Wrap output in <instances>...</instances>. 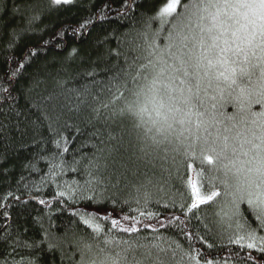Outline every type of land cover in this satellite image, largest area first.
<instances>
[{"label":"trees","instance_id":"16d2710c","mask_svg":"<svg viewBox=\"0 0 264 264\" xmlns=\"http://www.w3.org/2000/svg\"><path fill=\"white\" fill-rule=\"evenodd\" d=\"M164 2L0 0V264H264L259 209L204 160L264 128V19L238 7L259 0H179L161 20ZM153 79L188 101L171 128L128 107ZM189 180L219 195L193 209Z\"/></svg>","mask_w":264,"mask_h":264},{"label":"clouds","instance_id":"9594fccd","mask_svg":"<svg viewBox=\"0 0 264 264\" xmlns=\"http://www.w3.org/2000/svg\"><path fill=\"white\" fill-rule=\"evenodd\" d=\"M155 79L147 82L136 93V99L128 104L138 115L146 117L160 128H171L188 106V101L173 96L167 86ZM212 151L215 164L212 169L217 186L229 196L264 198V128L257 132L229 129L207 145ZM125 264L123 256L105 255L97 264Z\"/></svg>","mask_w":264,"mask_h":264},{"label":"snow or ice","instance_id":"6c2138e0","mask_svg":"<svg viewBox=\"0 0 264 264\" xmlns=\"http://www.w3.org/2000/svg\"><path fill=\"white\" fill-rule=\"evenodd\" d=\"M54 4H61V3H69V0H53ZM179 3V0H165V2L161 5L160 10H159V15L161 20L164 19L165 16L171 15L176 12L177 5ZM238 7L241 8H246V9H259L261 18L264 19V0H259L258 4L257 3H251V2H246V3H240ZM83 28L84 25H81ZM253 103H258L262 106H264V96H262L259 100L252 101ZM250 106V105H249ZM259 115L264 116V112L259 113ZM210 151H214V149H210ZM214 156L213 155H204V160H206L209 164L213 163L214 161ZM191 167V165H189ZM191 185V195H192V203H191V208L196 209L198 205H203L207 201H211L213 197H216L219 195V192L213 188V190L210 193H202L200 188L197 187V185L189 180L188 182ZM62 195V194H61ZM231 195V194H229ZM233 200L232 204L234 208L239 207L240 201L242 200H247V203L249 205H253L255 208L259 209L260 215L257 216V219L261 220V224H264V198H256L253 199L252 197H245L244 195L240 196H235L233 195ZM143 215V213H141ZM129 216H125L124 219L127 220L129 219ZM131 219H135V217H131ZM85 224L89 223L88 220L84 221ZM112 224L115 226L117 224V221L115 219L112 220ZM97 230H99V226L97 225ZM125 231H135L134 228H126ZM248 247H254L253 244H249Z\"/></svg>","mask_w":264,"mask_h":264},{"label":"rangeland","instance_id":"374dc122","mask_svg":"<svg viewBox=\"0 0 264 264\" xmlns=\"http://www.w3.org/2000/svg\"><path fill=\"white\" fill-rule=\"evenodd\" d=\"M70 1V0H69ZM254 23L253 22H250V25H253ZM255 27L256 28H252V26H250V28L251 29H253L255 32L256 31H258V30H260L259 29V26L256 24L255 25ZM233 28V26H231V28H229V29H232ZM243 29H245V30H247L248 29V26L247 25H245L244 24V26L242 27ZM226 29V28H225ZM230 38H233L232 36H230ZM250 53V46H248L247 48H245L243 51H242V54H243V57H246L248 54ZM242 76L244 77V76H247V74H243V75H241V76H238V75H236L235 73H233V77L231 78V83H233L234 81H235V79L237 78V77H241L242 78ZM252 90L254 91V89H249V91H246L245 89L243 90V92H244V95H243V97H242V101H251L252 99H250L251 98V96H252ZM263 119H264V116H263ZM252 125H253V127H258L259 125H261V122H259V121H254L253 123H252ZM263 125H264V121H263Z\"/></svg>","mask_w":264,"mask_h":264}]
</instances>
